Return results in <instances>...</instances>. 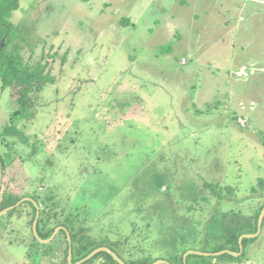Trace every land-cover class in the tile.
<instances>
[{
  "label": "rangeland",
  "instance_id": "1",
  "mask_svg": "<svg viewBox=\"0 0 264 264\" xmlns=\"http://www.w3.org/2000/svg\"><path fill=\"white\" fill-rule=\"evenodd\" d=\"M262 1L18 0L12 41L52 81L21 116L0 89L1 190L50 193L136 255L246 216L264 179ZM29 215H0V264H61L62 235L49 263L24 240ZM230 264H264V239Z\"/></svg>",
  "mask_w": 264,
  "mask_h": 264
},
{
  "label": "trees",
  "instance_id": "2",
  "mask_svg": "<svg viewBox=\"0 0 264 264\" xmlns=\"http://www.w3.org/2000/svg\"><path fill=\"white\" fill-rule=\"evenodd\" d=\"M18 7V0H0V89L1 91H9L14 99V102L17 104V108L13 112L12 116L27 114L33 105V97H35L38 92H41L43 87L47 83H50L49 81H52V75L48 72L47 63L38 61L37 63L31 65L23 58L22 45L20 42H18V40L15 42L12 41V31L16 26H14L9 19L12 12L18 9ZM9 43H12L13 46L8 45ZM5 129L10 131L11 128L5 127ZM0 162L2 171V187V178L6 169V163L1 156ZM250 190L253 191L249 193V198L252 201L256 200L257 206L249 207L248 212H245L247 213L246 216H240L239 214L241 211L238 209L236 215L240 216V218L242 217L243 220L242 218H239L235 222L226 223L222 225L219 230L217 229L213 235L209 233L210 227L206 226L204 233L206 240H204V244H201V241H197V243L193 242L192 246H187L180 245L181 241L177 242V244H175L172 248L171 253L167 254L168 256L166 258L165 256L154 255L153 252H149L148 254H137V256L129 249L121 247V241L117 240V238L112 239L108 235L101 238L91 232V227L85 225V219L78 221L74 216L75 214L70 211L69 213H65V216L61 218L56 209L57 203L50 193L46 194V196L41 200L38 199L36 194L32 195L26 192L19 194L14 193L11 190L3 191L0 188V210L8 206L15 205L22 197H30L39 206V216L36 228L37 234L40 238H48L57 226H63L65 228L61 229L51 242L41 243L37 241L32 233V223L36 214V207L31 201H23L2 214L4 216H12L19 212L23 207H28L30 209V217L28 223L25 225V230H23V238L25 241L28 240L30 244H36L37 246L42 247L41 250H43V253L47 257V263L51 261L48 254L51 245L56 241L59 235H62L63 248L61 251L63 259L61 264H69L67 261L69 247L67 234H69L71 239L72 262H76L84 258L97 247L106 246L112 249L126 264H151L157 259H165L170 264H184L183 254L189 249L204 252L230 250L239 254L233 255L227 252L210 256L188 254L186 256L185 264H230L233 261L243 260L246 257L247 248L252 243L258 244V242L262 239V231H260L256 237H245L241 241L242 250H240L239 237L242 234L255 233L257 231L258 215L264 206V201L258 204V199L264 196V179H259L256 185ZM160 216L163 218V213H161ZM148 223L149 222L146 223V226ZM263 227L264 218L261 230ZM150 234H152V232H150ZM162 234L163 238L167 239L168 231L163 232L157 230V237ZM179 234L180 233L178 231V235ZM123 238L124 242H128L130 237L126 236ZM186 239L187 237L185 236L182 240L184 241ZM208 240H211V242L209 243ZM23 247H25L24 244ZM25 249L26 247L24 248V251ZM98 258L106 264H118L112 256L105 251L98 252L81 264H93V262Z\"/></svg>",
  "mask_w": 264,
  "mask_h": 264
},
{
  "label": "water",
  "instance_id": "3",
  "mask_svg": "<svg viewBox=\"0 0 264 264\" xmlns=\"http://www.w3.org/2000/svg\"><path fill=\"white\" fill-rule=\"evenodd\" d=\"M1 175H2V171H1V162H0V188H1ZM26 200L31 201L34 204V206L36 207V214H35V217H34V220H33V223H32V233H33L34 237L37 239V241H39L41 243H48V242H50L55 237V235L61 229H65L63 226H57V227H55V229L53 230V232L51 233V235L48 238H45V239L40 238L38 236V234H37V228H36L37 220H38V216H39V206L30 197H22L15 205H11V206H8V207L2 209L0 211V215H2L6 211L14 208L16 205H18L19 203H21L23 201H26ZM263 218H264V206L262 207V209H261V211H260V213L258 215L257 231L255 233L242 234L239 237L240 250H242L241 241H242L243 238H245V237H248V238H250V237L251 238L252 237H256L260 233ZM67 240H68V244H69L68 254H67V261H68L69 264H81V263L85 262L86 260L90 259L92 256H94L95 254H97L98 252H101V251H105V252L109 253L112 256V258L118 264H126L112 249H110L109 247H106V246L97 247L94 250H92L88 255H86L84 258H82V259H80V260H78L76 262H72L71 239H70L69 234H67ZM225 252L231 253L233 255H238L239 254L237 252H233V251H230V250H222V251H219V252H204V251H199V250H195V249H189V250H187L183 254V263L185 264L186 256L188 254H196V255L210 256V255L222 254V253H225ZM151 264H170V263L167 260H165V259H157L154 262H152Z\"/></svg>",
  "mask_w": 264,
  "mask_h": 264
},
{
  "label": "crops",
  "instance_id": "4",
  "mask_svg": "<svg viewBox=\"0 0 264 264\" xmlns=\"http://www.w3.org/2000/svg\"><path fill=\"white\" fill-rule=\"evenodd\" d=\"M152 1H155L156 2V4H157V7H161V8H165L168 4H162V3H164V1L165 0H152ZM202 1V0H201ZM208 1V0H207ZM262 2H264V0L262 1ZM59 5H60V3H59ZM132 23V22H131ZM263 230H264V228H263ZM262 230V231H263ZM263 234H264V231H263ZM262 239H264V236L262 235Z\"/></svg>",
  "mask_w": 264,
  "mask_h": 264
},
{
  "label": "built area",
  "instance_id": "5",
  "mask_svg": "<svg viewBox=\"0 0 264 264\" xmlns=\"http://www.w3.org/2000/svg\"><path fill=\"white\" fill-rule=\"evenodd\" d=\"M238 75H241V73H238Z\"/></svg>",
  "mask_w": 264,
  "mask_h": 264
}]
</instances>
